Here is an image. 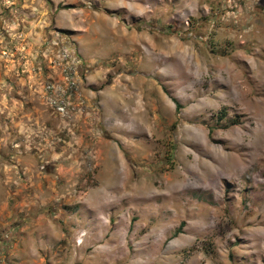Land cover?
Returning <instances> with one entry per match:
<instances>
[{
  "label": "rangeland",
  "instance_id": "374dc122",
  "mask_svg": "<svg viewBox=\"0 0 264 264\" xmlns=\"http://www.w3.org/2000/svg\"><path fill=\"white\" fill-rule=\"evenodd\" d=\"M0 264H264V0H0Z\"/></svg>",
  "mask_w": 264,
  "mask_h": 264
},
{
  "label": "built area",
  "instance_id": "2783aa9c",
  "mask_svg": "<svg viewBox=\"0 0 264 264\" xmlns=\"http://www.w3.org/2000/svg\"><path fill=\"white\" fill-rule=\"evenodd\" d=\"M61 59L65 61L62 65L60 79L53 82H46L44 85V95L47 103L54 112L60 115H69L74 110V99L78 87L77 68L81 61L78 57H73L63 49Z\"/></svg>",
  "mask_w": 264,
  "mask_h": 264
},
{
  "label": "bare ground",
  "instance_id": "6f19581e",
  "mask_svg": "<svg viewBox=\"0 0 264 264\" xmlns=\"http://www.w3.org/2000/svg\"><path fill=\"white\" fill-rule=\"evenodd\" d=\"M184 78H185V77H184ZM232 147H233V146H232ZM232 147H231V148H232ZM188 156H189V155H188ZM208 166H209V165H208ZM189 167H190V166H189ZM188 169H191V167H190V168H187V170H188ZM193 169H194V168H193ZM187 173H188V172H187ZM196 173H197V172H196ZM219 173H220V172H219ZM189 174H190V172H189ZM189 174H188V175H189ZM198 174H199V173H198ZM190 175H191V174H190ZM194 175H195V173H194ZM194 175H192V176H194ZM205 175H206V174H205ZM210 175H211V174L209 173V176H210ZM218 175H219V174H218ZM192 176H190V177H192ZM195 176H196V175H195ZM207 176H208V174H207ZM196 177H197V176H196ZM196 177H195V178H196ZM198 177H199V176H198ZM198 177H197V178H198ZM203 177H204V176H203ZM215 178L217 179L218 177H215ZM193 179H194V178H193ZM206 179H207V178H206ZM196 180H197V179H196ZM201 181H202V180H201ZM138 197H139V196H138ZM140 197H141V196H140ZM123 198H124V197H123ZM138 199H139V198H138ZM142 199H143V198H142ZM144 199H145V198H144ZM160 212H161V211H160ZM165 213H166V212H165Z\"/></svg>",
  "mask_w": 264,
  "mask_h": 264
},
{
  "label": "crops",
  "instance_id": "0c3cea01",
  "mask_svg": "<svg viewBox=\"0 0 264 264\" xmlns=\"http://www.w3.org/2000/svg\"><path fill=\"white\" fill-rule=\"evenodd\" d=\"M66 9H63V10H61V11H65ZM59 13L58 14H56V16H55V22H56V24H58L59 23ZM60 20H61V18H60ZM59 27V26H58Z\"/></svg>",
  "mask_w": 264,
  "mask_h": 264
},
{
  "label": "trees",
  "instance_id": "16d2710c",
  "mask_svg": "<svg viewBox=\"0 0 264 264\" xmlns=\"http://www.w3.org/2000/svg\"><path fill=\"white\" fill-rule=\"evenodd\" d=\"M179 105L177 104V107H178Z\"/></svg>",
  "mask_w": 264,
  "mask_h": 264
}]
</instances>
